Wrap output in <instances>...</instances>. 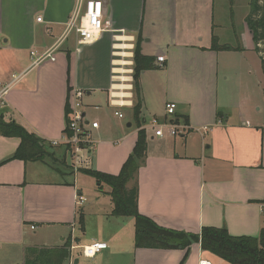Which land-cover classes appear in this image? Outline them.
I'll return each mask as SVG.
<instances>
[{"label": "crops", "instance_id": "obj_1", "mask_svg": "<svg viewBox=\"0 0 264 264\" xmlns=\"http://www.w3.org/2000/svg\"><path fill=\"white\" fill-rule=\"evenodd\" d=\"M102 1L107 30L95 43L105 49L99 56L107 58L100 85L108 92L114 114L121 111L124 118L119 119H125V108L130 118L125 124L114 120L113 125L107 126L98 118L88 117V105L84 104L88 120L99 123V128L91 130L95 148L89 167L119 174L143 128L147 133L146 156L136 180L128 183V187L138 183L141 214L160 226L189 233H200L203 227L210 226L226 227L235 236H259L264 228V116L249 113L251 95L233 108L229 102L232 100L225 95L231 91L225 86L223 93L221 84L222 80L229 81V76L222 73L223 63L236 55L244 63L239 68L247 70L248 75L245 80L240 79L238 90L249 85L256 94V87L261 89L257 80L250 78L257 70H248L245 60L249 53H257L246 23L251 0ZM76 2L0 0V82L29 69L31 51L41 52L55 45ZM138 34L143 36L144 54L165 56L162 65L141 74V126L133 115L137 97L131 74ZM215 37L218 42L227 39L230 43L219 44L230 49H212ZM69 39L54 53L55 60H46L28 70L8 93V105L0 113L5 121L23 125L47 144L60 140L65 133L72 88L77 86L90 94L80 78V56L71 47L75 43L80 53L81 46L75 34L73 44ZM234 41L236 45L232 44ZM109 47L111 57L107 54ZM261 90L264 96V89ZM167 102L177 104L175 118L189 125L187 133L175 137L155 135L150 121L153 117L166 119ZM20 144L19 137L0 134V264H24L27 247H59L69 239L71 256L64 264H81L74 249L82 243L81 233L88 234V219L95 218V210L93 204L87 207L86 200L77 202L80 195L84 196L79 171L72 174L64 168L55 170L51 159L40 162L13 158ZM53 150L57 158L61 153L69 163L65 148L64 153L57 147ZM96 185L97 191L110 195L111 206L109 210H96L105 213L96 220L98 225L102 223V229L87 236L84 241L90 243L85 246L96 240L105 241L109 247L115 246L123 260L114 263L109 256L108 261L95 264H200L202 259L212 264H230L204 251L199 242L190 249L137 248L134 217L114 214L111 187H100L97 181ZM128 223H133L132 239L124 243L123 226ZM49 240L58 243L49 244Z\"/></svg>", "mask_w": 264, "mask_h": 264}, {"label": "trees", "instance_id": "obj_2", "mask_svg": "<svg viewBox=\"0 0 264 264\" xmlns=\"http://www.w3.org/2000/svg\"><path fill=\"white\" fill-rule=\"evenodd\" d=\"M246 23L253 35V40L256 44L255 50L260 54L264 71V54H262L264 50L260 46L261 43L264 45V0H251V11L246 17ZM142 42L143 36L138 34L134 48L133 71L134 88L137 97L133 115L138 125H140L143 103L140 77L144 71L157 67L156 56L144 54ZM211 48L214 50L230 49L229 46L220 45L216 37L213 38ZM179 120L181 119H177L178 122ZM69 122L70 116L67 120V125ZM66 131H68L67 126ZM0 134L17 136L21 139V144L13 158L40 162H46L51 158V166L55 170H60V166L55 165L56 163L66 164L64 159L62 161L57 158L56 152L53 150L55 146L52 143L47 144L44 139L29 131L23 125L14 121H5L2 115H0ZM60 146L65 148V154L70 148L69 145ZM147 146L146 130L140 128L133 153L128 157L119 174H108L92 168H79L78 170L93 176L100 187L104 184L111 187V195L115 205L114 214L134 217L135 246L137 248L152 249H176L179 247L190 249L193 243L199 242L204 251L222 258L230 264H264V228L261 230L260 235L256 237L247 235L235 236L230 234L226 227L210 226L203 227L200 233H189L160 226L152 218L139 212L138 183L135 182L132 187H128V183L131 180H136V175L146 156ZM80 224L83 229V216L80 219ZM71 247V239L59 247H27L24 264H64L70 259Z\"/></svg>", "mask_w": 264, "mask_h": 264}, {"label": "rangeland", "instance_id": "obj_3", "mask_svg": "<svg viewBox=\"0 0 264 264\" xmlns=\"http://www.w3.org/2000/svg\"><path fill=\"white\" fill-rule=\"evenodd\" d=\"M242 2H245V0H243ZM240 7H242V4L240 5ZM243 9H244V5H243ZM257 20H258V17H257ZM73 36H74V33L71 34L70 39H69L71 44H73L74 42L72 39ZM250 39L252 40V38ZM250 39H249V42H251ZM226 42L230 43L227 39L222 40V42L219 41V43H222V44ZM232 44L236 45L237 41H234ZM74 45H71L72 50L75 52L76 56H80V62H79L80 78L81 80L85 81L86 87H87L86 89H88V91L90 92V94H88L87 92L85 93L84 100H83L84 104L88 105L87 106L88 117L98 118L99 120L103 121L104 125H107V126L113 125V123L115 122L114 120L121 121L123 124H125L127 118H130V116L128 117L129 110H126L125 108H123V110L127 113L126 118L119 119V117H117L114 114L115 109L111 108L109 105L108 92L105 89L101 88V85H100L105 77V73L103 69H104V61L107 58V56L100 57L99 52H102L105 49L100 47V43H94V44H91L90 47H85L84 45L81 46L80 48L82 52L79 53V51H76ZM260 46L264 50V45L262 43L260 44ZM116 47H119V46L116 44ZM107 54L110 55V57L112 56L110 52V47L107 51ZM262 54H264V52H262ZM245 58H246L245 59L246 67L248 66V70L250 67L257 70L255 73L252 74L250 78H253V80L255 81L257 80L258 85H260V88L264 89V71L262 68L261 60L258 58L257 53H249ZM242 64H244L243 61H240V57L238 60L236 55H231L229 60H225V63H223L224 70L222 73H225L226 75L229 76V81L227 83L224 80L221 81V84L223 82V87H222L223 93H225L224 87L227 86L226 90H230L231 94L228 95L225 93L226 99L232 100L229 102L232 103L233 108H236V105L241 103L242 98L244 101V98L250 97L251 95L252 99L248 102L249 113L252 116H264V96L262 92L263 90L259 89V86H258L256 87L258 90H256V94H254L253 90H251L250 87H248L249 85L242 87L241 91L238 90V83L240 79L245 80L248 77L246 73L247 70L245 71L239 68L242 66ZM110 71H111V68H110ZM15 73L20 74L21 72L19 71ZM131 74L133 75V71L131 72ZM11 78L12 76L8 80H10ZM6 81H4L3 83H5ZM95 81H97V83H95ZM132 83L134 84V81H132ZM135 99H136V96H135ZM259 107H261V110H258ZM233 112H235L236 114L235 109H233ZM176 120L177 119H174V121ZM56 147L58 148L59 151H62V152L64 151L63 147L59 148L60 146H55V148ZM58 156H60V159L63 161L62 154L60 153ZM66 158L69 163L65 164V166H63V164L59 162L56 163L55 165L60 166V169L64 168L63 170L66 171L67 173L77 172L79 169L76 170L70 163L71 161L70 155H68ZM64 161L66 163V160ZM82 168H90V167L88 165V166H83ZM78 177H79V184L83 188V194L86 198L85 204H87V207H91L93 204V210H95V213L93 214V216H95L96 219L94 217L93 219H90V218L88 219V234L84 236L83 233H81V237L83 239L82 243L79 244L80 246H77L74 249V253L76 256H79L78 258L81 259V264H95L97 261L98 262L103 261L104 263L109 260V256L111 257L114 263H119V262L121 263V261L123 260V256L116 253V249L113 244H110V247L108 249L99 252L95 257L89 258L84 255L83 248L85 246V243H90V241L86 242L84 241V239H86L87 236L91 235L92 232L95 233L96 231L102 229V223H99L98 225V221L96 220L97 218H101L105 216V213L103 214V212H96V210H98V207L109 210L111 206V201H110L111 197L109 194H105L104 192L101 193L100 191H97L96 180L93 176L83 173V172H79ZM106 186L107 185L103 186V188H106ZM95 198H97L98 200L97 202ZM132 226H133V223L131 226H129V223L123 226L124 227L123 232H125V234L123 235L122 240L124 241V243L128 242L129 240L131 241L132 239V236H131L133 233L131 230ZM55 243H58V242H55V240H49V244H55ZM9 264H11L10 261H9ZM15 264H22V262H17Z\"/></svg>", "mask_w": 264, "mask_h": 264}, {"label": "built area", "instance_id": "obj_4", "mask_svg": "<svg viewBox=\"0 0 264 264\" xmlns=\"http://www.w3.org/2000/svg\"><path fill=\"white\" fill-rule=\"evenodd\" d=\"M41 20V17L38 18ZM107 30L105 21V12L102 0H77L75 9L66 28L55 43L54 46L44 51H31L32 63L30 65L35 67L46 60H55L54 53L60 48L63 42L75 34L79 46L89 45L97 42L102 34ZM165 61V56H158L157 64L162 65ZM20 74H13L12 78L5 83L0 82V113L7 107V95L16 86V84L26 75L28 70ZM86 91L83 88L74 86L71 90V105H70V122L67 125V130L60 140L52 142L55 146L69 145L68 155L71 157V165L77 170L83 166L90 164V155L95 148V142L92 140L91 130L99 128V123L96 121H89L84 105V96ZM115 98V94H113ZM115 99H111L113 105L116 104ZM177 104L175 102H167L165 105L166 119L153 117L150 121L151 128L154 129L156 136L163 137L169 134L172 137L187 133L189 125L174 121ZM115 114L124 118L121 111H116ZM168 117V119H167ZM203 129L207 130L208 127L204 126ZM167 132V133H166ZM83 195L79 196L77 201L79 204L85 202ZM34 228V226H32ZM109 248V244L105 241L96 240L91 244L84 246L83 253L86 257H95L99 252ZM200 264H212L208 259H202Z\"/></svg>", "mask_w": 264, "mask_h": 264}, {"label": "water", "instance_id": "obj_5", "mask_svg": "<svg viewBox=\"0 0 264 264\" xmlns=\"http://www.w3.org/2000/svg\"><path fill=\"white\" fill-rule=\"evenodd\" d=\"M128 125H131L130 123Z\"/></svg>", "mask_w": 264, "mask_h": 264}]
</instances>
